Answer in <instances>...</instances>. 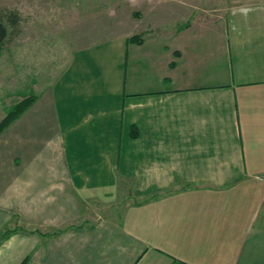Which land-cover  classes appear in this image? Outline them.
Listing matches in <instances>:
<instances>
[{"label": "crops", "instance_id": "0c3cea01", "mask_svg": "<svg viewBox=\"0 0 264 264\" xmlns=\"http://www.w3.org/2000/svg\"><path fill=\"white\" fill-rule=\"evenodd\" d=\"M223 2L40 84L0 134V264H264V0Z\"/></svg>", "mask_w": 264, "mask_h": 264}, {"label": "rangeland", "instance_id": "374dc122", "mask_svg": "<svg viewBox=\"0 0 264 264\" xmlns=\"http://www.w3.org/2000/svg\"><path fill=\"white\" fill-rule=\"evenodd\" d=\"M223 7V0H0V12L19 19L14 27L18 34L11 37L0 53V120L23 98L36 95L43 86H53L59 70L74 65V52L79 53L75 58L77 64H89L88 53L93 49L84 48L97 44L99 47L94 51L102 60L119 59L124 63L127 39L142 34L148 26L157 28L158 33L170 32L169 35L174 34L171 30H179L196 20H202L197 25L219 26ZM208 30L196 35L201 40H212L209 43L212 49L219 34ZM148 35L142 34V38ZM180 41L173 37L161 42L178 45ZM147 46L148 43L138 50ZM30 60L35 61L30 62L35 72L25 76V63ZM18 63L22 65L16 67ZM41 66L49 69V75L43 76ZM15 69H19L18 73ZM93 207L85 215L98 209L104 212V205L97 203Z\"/></svg>", "mask_w": 264, "mask_h": 264}, {"label": "trees", "instance_id": "16d2710c", "mask_svg": "<svg viewBox=\"0 0 264 264\" xmlns=\"http://www.w3.org/2000/svg\"><path fill=\"white\" fill-rule=\"evenodd\" d=\"M18 16L14 14H4L0 12V52L3 50L6 43L11 39L12 36L17 35V31L14 30L18 22ZM12 28L11 31L8 28ZM129 41L140 44V36H133ZM37 96L31 95L23 98L20 102L11 106L4 118L0 121V134L14 121H16L32 104L36 101ZM24 264V263H23ZM170 264H187L181 261L173 260Z\"/></svg>", "mask_w": 264, "mask_h": 264}]
</instances>
